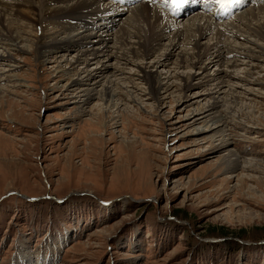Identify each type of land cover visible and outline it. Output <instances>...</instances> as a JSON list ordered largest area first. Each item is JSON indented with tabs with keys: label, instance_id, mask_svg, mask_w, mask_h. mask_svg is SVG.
Listing matches in <instances>:
<instances>
[{
	"label": "rangeland",
	"instance_id": "374dc122",
	"mask_svg": "<svg viewBox=\"0 0 264 264\" xmlns=\"http://www.w3.org/2000/svg\"><path fill=\"white\" fill-rule=\"evenodd\" d=\"M12 57L20 83L0 93V264H264V163L227 178L217 142L192 117L216 95L210 83L194 80L179 103L178 93L157 103L136 92L138 102L115 101L119 116L71 98L35 47ZM235 58V69L208 61L203 73L224 71L225 96L254 110L247 123L224 118L228 148L263 161L264 58Z\"/></svg>",
	"mask_w": 264,
	"mask_h": 264
},
{
	"label": "bare ground",
	"instance_id": "6f19581e",
	"mask_svg": "<svg viewBox=\"0 0 264 264\" xmlns=\"http://www.w3.org/2000/svg\"><path fill=\"white\" fill-rule=\"evenodd\" d=\"M191 1L179 9L184 12L198 0ZM200 3L194 17L183 19L175 14L171 0H0V49L5 53L0 55V61L5 62L0 63V93L8 92L9 87L17 88L20 83L15 72L21 66L12 56L30 54L34 47L43 66H50L56 75L67 79L63 87L72 94L71 98L80 105L96 99L103 105L100 111L116 108L119 116H123V110L115 101L129 97L128 100L138 102L133 96L136 92L151 96L157 103L163 99L161 93L168 97L178 93L179 103L184 98L180 95L191 90L194 80L201 85L210 83V94L216 95L192 113L193 118L198 115L194 121L204 126L203 139L217 142L216 150H221L218 161L229 170L227 178H239L237 170H260L264 160L240 157L228 148L230 139L225 134L224 118L243 117L247 123L256 119L254 110L242 113V107H236L240 96L235 92L225 96L224 86L229 85L224 71L213 77L203 72L208 69V61L235 69L238 60L234 56L264 58V0H237L227 8L215 0ZM70 52H75L72 58ZM171 57L175 59L170 63ZM111 61L114 65L131 64L138 73L131 75L124 67L113 68ZM169 63L176 70L162 78L158 70ZM94 76L97 78L92 79ZM233 79L257 87L253 80ZM125 82L133 91H122ZM250 90L249 95L257 96L253 92L256 89ZM251 107L256 108L251 105L247 109Z\"/></svg>",
	"mask_w": 264,
	"mask_h": 264
},
{
	"label": "snow or ice",
	"instance_id": "6c2138e0",
	"mask_svg": "<svg viewBox=\"0 0 264 264\" xmlns=\"http://www.w3.org/2000/svg\"><path fill=\"white\" fill-rule=\"evenodd\" d=\"M185 2L186 0H171V4L174 9L180 8ZM207 2L208 0H205V3ZM215 2L218 3L222 8H227L237 2V0H215Z\"/></svg>",
	"mask_w": 264,
	"mask_h": 264
}]
</instances>
